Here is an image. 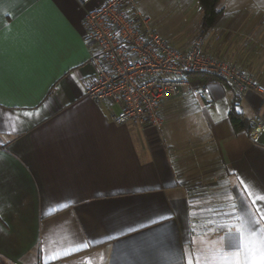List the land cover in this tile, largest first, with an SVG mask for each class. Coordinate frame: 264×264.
Returning a JSON list of instances; mask_svg holds the SVG:
<instances>
[{"label":"crops","instance_id":"crops-1","mask_svg":"<svg viewBox=\"0 0 264 264\" xmlns=\"http://www.w3.org/2000/svg\"><path fill=\"white\" fill-rule=\"evenodd\" d=\"M146 1L168 12L150 28L172 48L201 37L205 54L264 92V0H221L204 34L197 0ZM83 17L73 0H0V259L264 264V224L253 221L264 207V134L249 139L264 95L234 107L230 89L211 80L199 98L162 99L158 130L114 124L118 105L85 96L93 71ZM231 108L243 119L237 132Z\"/></svg>","mask_w":264,"mask_h":264},{"label":"built area","instance_id":"built-area-1","mask_svg":"<svg viewBox=\"0 0 264 264\" xmlns=\"http://www.w3.org/2000/svg\"><path fill=\"white\" fill-rule=\"evenodd\" d=\"M73 1L84 11L83 24L92 45L88 64L93 75L84 84L85 96L95 105H118L120 111L110 115L114 124L160 129L162 99L182 90L194 98L207 94V85H193L191 76L224 83L234 107L251 91L264 95L249 73L205 54L201 37L193 38L185 50L172 48L151 30L150 18L138 11L136 0ZM263 134L264 118L255 114L249 139L256 143Z\"/></svg>","mask_w":264,"mask_h":264},{"label":"trees","instance_id":"trees-1","mask_svg":"<svg viewBox=\"0 0 264 264\" xmlns=\"http://www.w3.org/2000/svg\"><path fill=\"white\" fill-rule=\"evenodd\" d=\"M197 1L201 14V18L199 22V32L200 34H204L215 26L216 22L221 16L222 10L219 7V3L221 0H197ZM211 80H215V79L203 75L189 77V81L195 86L206 85L207 82ZM228 117L236 132L244 127L243 119L239 114L235 112L234 108L230 109L228 113ZM0 263H4V262L0 259Z\"/></svg>","mask_w":264,"mask_h":264},{"label":"rangeland","instance_id":"rangeland-1","mask_svg":"<svg viewBox=\"0 0 264 264\" xmlns=\"http://www.w3.org/2000/svg\"><path fill=\"white\" fill-rule=\"evenodd\" d=\"M136 7L142 15L148 16L150 18V22L152 24L157 23L159 21H164L168 17L167 16L168 12L165 10H161V11L151 10L146 0H141L140 4L139 1L136 0ZM0 264H5V263H0Z\"/></svg>","mask_w":264,"mask_h":264},{"label":"snow or ice","instance_id":"snow-or-ice-1","mask_svg":"<svg viewBox=\"0 0 264 264\" xmlns=\"http://www.w3.org/2000/svg\"><path fill=\"white\" fill-rule=\"evenodd\" d=\"M74 79V78H73ZM239 110V109H238ZM17 130L15 128H13V132L15 133ZM0 143H4V142H0ZM253 205L256 204L255 201H252ZM255 215L253 216V221L254 223L259 226L261 224H264V207H260V206H256L255 208ZM162 219L164 217H161ZM244 264H248L247 259L244 261Z\"/></svg>","mask_w":264,"mask_h":264},{"label":"water","instance_id":"water-1","mask_svg":"<svg viewBox=\"0 0 264 264\" xmlns=\"http://www.w3.org/2000/svg\"><path fill=\"white\" fill-rule=\"evenodd\" d=\"M63 264H69V262H64ZM81 264H85V263H81Z\"/></svg>","mask_w":264,"mask_h":264}]
</instances>
